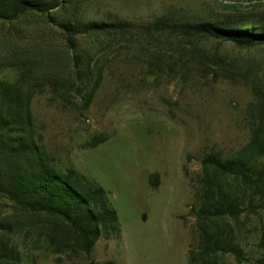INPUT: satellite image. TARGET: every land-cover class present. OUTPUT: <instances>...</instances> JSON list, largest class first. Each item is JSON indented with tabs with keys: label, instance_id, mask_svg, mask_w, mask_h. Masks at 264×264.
<instances>
[{
	"label": "rangeland",
	"instance_id": "obj_1",
	"mask_svg": "<svg viewBox=\"0 0 264 264\" xmlns=\"http://www.w3.org/2000/svg\"><path fill=\"white\" fill-rule=\"evenodd\" d=\"M161 17L264 23V0H64L47 14L0 20V76L14 81L20 74L37 85L31 109L45 151L105 192L119 229L118 239H99L87 255L52 253L44 218L1 199L21 264H187L197 246L190 210L200 159L211 150L233 154L247 142L251 87L264 88V46L143 32ZM68 18L119 21L133 30L125 37H77L82 54L103 69L86 110L74 90L68 102L60 97V85L73 79L57 24ZM99 135L108 139L91 148ZM234 227L247 259L242 264H253L264 252V209L242 214ZM221 261L235 264L230 255Z\"/></svg>",
	"mask_w": 264,
	"mask_h": 264
},
{
	"label": "trees",
	"instance_id": "obj_2",
	"mask_svg": "<svg viewBox=\"0 0 264 264\" xmlns=\"http://www.w3.org/2000/svg\"><path fill=\"white\" fill-rule=\"evenodd\" d=\"M63 3L64 0H0V20L11 22L33 12L47 14ZM57 24L65 36L73 78L68 87L60 85L65 89L60 97L68 102L66 96L74 90L81 108L86 110L101 85L103 69L82 54L77 37H125L133 34L132 27L119 21L76 18ZM141 29L147 34L163 31L188 42L214 40L240 48L264 46V23L238 18L190 23L161 17ZM251 90L247 142L233 154L211 150L200 159L194 192L196 206L190 210L195 219L197 246L187 252V264H224L221 258L228 255L235 264L247 262L234 225L242 214L264 209V88L253 84ZM39 93L37 85L26 82L23 75L14 81L0 76V200L8 201L16 212L44 218L52 253L87 255L99 239L119 238L117 216L101 188L71 166H61L45 151L31 109ZM107 139L99 135L90 147ZM14 231L13 224L0 211V264H21V255L11 241ZM253 264H264V252Z\"/></svg>",
	"mask_w": 264,
	"mask_h": 264
}]
</instances>
